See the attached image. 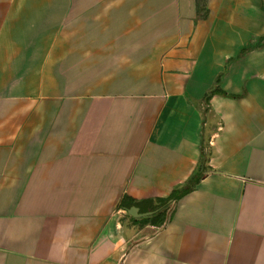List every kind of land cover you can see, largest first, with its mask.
I'll list each match as a JSON object with an SVG mask.
<instances>
[{"label":"crops","instance_id":"crops-1","mask_svg":"<svg viewBox=\"0 0 264 264\" xmlns=\"http://www.w3.org/2000/svg\"><path fill=\"white\" fill-rule=\"evenodd\" d=\"M0 264H264V0H0Z\"/></svg>","mask_w":264,"mask_h":264},{"label":"trees","instance_id":"trees-1","mask_svg":"<svg viewBox=\"0 0 264 264\" xmlns=\"http://www.w3.org/2000/svg\"><path fill=\"white\" fill-rule=\"evenodd\" d=\"M198 15L205 16V13H201L199 8ZM247 48L248 46H246L242 50L244 51ZM214 91L215 90L211 91V93H208L207 97H210V95H212ZM199 179L200 176L198 177L196 173L187 185L183 186L182 188L173 190V192L168 197L158 198L153 208L155 212L151 216H149L151 218V221L154 222V224L163 223L166 220V212L172 201L181 198L182 196L193 190L195 184L199 181Z\"/></svg>","mask_w":264,"mask_h":264},{"label":"water","instance_id":"water-1","mask_svg":"<svg viewBox=\"0 0 264 264\" xmlns=\"http://www.w3.org/2000/svg\"><path fill=\"white\" fill-rule=\"evenodd\" d=\"M134 210L136 211V213H135V211H133V210H130L129 212L131 213V214H133V215H141V214H139V213H137V208L135 207L134 208Z\"/></svg>","mask_w":264,"mask_h":264}]
</instances>
